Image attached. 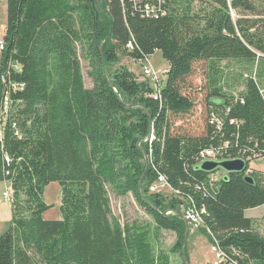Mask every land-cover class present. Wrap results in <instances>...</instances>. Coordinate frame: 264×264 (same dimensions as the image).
I'll return each instance as SVG.
<instances>
[{"label": "trees", "instance_id": "16d2710c", "mask_svg": "<svg viewBox=\"0 0 264 264\" xmlns=\"http://www.w3.org/2000/svg\"><path fill=\"white\" fill-rule=\"evenodd\" d=\"M5 1L0 107L7 94L10 111L0 181L10 182L12 200L0 264H170L155 247L159 232L172 230L180 240L185 226L180 216L161 214L175 201L166 207L165 197L149 193L157 173L205 207L198 230L228 262L264 264V237L245 215L264 206V170L250 164L252 183L244 168L197 190L210 172L195 166L202 149L226 140L223 157L264 150V0H201L194 7L180 0L160 18L123 13L118 0ZM155 50L168 64L159 99L125 66L107 70L123 56L144 62ZM79 56L92 87L84 84ZM230 61L239 68L233 78ZM197 62L206 63L207 80L192 88ZM230 79L243 86L237 94L224 88ZM212 111L221 130L208 123ZM194 122L197 134L184 126ZM50 182L61 189L59 219L42 216L52 206L43 200ZM108 190L130 194L152 221L121 222Z\"/></svg>", "mask_w": 264, "mask_h": 264}, {"label": "rangeland", "instance_id": "374dc122", "mask_svg": "<svg viewBox=\"0 0 264 264\" xmlns=\"http://www.w3.org/2000/svg\"><path fill=\"white\" fill-rule=\"evenodd\" d=\"M3 4L0 5V35L3 32V29L6 25V1H2ZM196 6V5H195ZM196 10V8H194ZM234 16V11L233 14ZM79 60L82 67V75L84 84L86 87H92V80L89 75V66L85 59L79 56ZM148 64L152 67L154 71H157L162 75V79L160 78V82L163 83L165 80V75L163 74L164 69L168 67L167 61L162 57L161 51L155 50L151 55L148 56V61H135L134 59L123 56L117 62L110 63L109 67L107 68L108 71H113L115 68L119 66H125L131 73L134 74L135 77L139 81L145 82L149 84L152 88L155 89V85L152 84L149 78L142 74V65ZM222 66H226V63L223 61ZM228 68V75L233 78L236 76V73L239 71V68L235 62L230 61ZM207 65L205 62H197L194 64V72L190 76L188 82L192 86V88L199 86L200 84H205L207 80ZM229 87L225 86V90L227 92H231L237 94L240 90L243 89L241 83L235 84V80L230 79ZM264 90V89H263ZM196 99L203 98V93H195ZM199 123L194 122V124L187 123L184 125L187 129H193L195 133H198V125ZM141 165L144 167V172L146 171V163L144 156L140 159ZM255 166H260L259 169L264 170V161H256L254 163ZM253 165V166H254ZM143 172V174H144ZM153 181V180H152ZM151 181V182H152ZM150 182V183H151ZM167 193L168 190L165 189ZM163 193V197L165 200L163 203L167 207V205L171 202H176L177 198L173 195ZM159 194V193H158ZM108 196L110 199L111 209L113 214L119 218L121 222L125 220H138L140 222H151L152 219L148 216L144 210L136 203L134 198L129 194L123 197H117L113 194L111 190H108ZM162 196V195H161ZM61 199V189L57 182H50L48 185L45 186L43 191V200L47 203L52 205L43 213V217L45 219H59L61 217V213L59 210V203ZM178 201V200H177ZM174 205H170L167 207L165 211L169 215H177L180 216L181 213L178 209L177 202ZM10 203V202H9ZM8 202H4L0 205V210L7 205ZM174 206V207H173ZM165 207V208H166ZM180 214V215H179ZM246 216H250L253 219L254 226L256 230L264 237V206H259L253 209H248L245 211ZM175 217V216H174ZM176 218V217H175ZM184 220V219H183ZM9 220L7 221V224ZM155 226V225H154ZM185 226V224H184ZM188 236L187 241L183 247L182 251V243L184 239L183 237L179 240L177 235L172 230L161 229L159 232V236L157 239L156 248H160L164 250L170 260V264H212L214 259V253L211 251L210 246L211 242L209 241L208 237L202 233L200 230L195 228H191L190 224L188 223ZM155 242V241H154Z\"/></svg>", "mask_w": 264, "mask_h": 264}, {"label": "built area", "instance_id": "2783aa9c", "mask_svg": "<svg viewBox=\"0 0 264 264\" xmlns=\"http://www.w3.org/2000/svg\"><path fill=\"white\" fill-rule=\"evenodd\" d=\"M120 2V5L122 7L123 13L127 12L130 8V11L132 13H138L144 18H160L164 17L168 14L170 11L171 5L180 0H118ZM184 1V0H183ZM186 1V0H185ZM188 1V0H187ZM191 5L194 7L197 6L201 0H190ZM1 2V0H0ZM229 2V0H228ZM229 10L230 14H233V10L231 9L230 5ZM233 16V15H232ZM4 40L3 38L0 39V52L4 48ZM128 46H130V42H128ZM145 61H148V58L145 59ZM15 68H17L15 66ZM142 74L150 79L153 85H155V92L153 94V97L156 99H159L158 89L160 83V78L162 75L158 73L157 71H154L152 67L148 64L142 65ZM164 72V71H163ZM165 73V72H164ZM163 73V74H164ZM163 78V77H162ZM161 78V79H162ZM14 88L21 89V84H14ZM262 92V90H261ZM1 107H0V139L2 136V130L4 126V122L7 118V113L10 111V100L7 94H5L1 101ZM233 120H229V124L233 123ZM208 123L212 126H214L216 129L222 128L223 121L221 117L217 116L213 111L209 115ZM17 134V132H15ZM152 138V133L150 134L149 141ZM229 141H222L217 146H210L208 148L202 149L195 162V166L200 165L204 161H220V160H226V159H240L245 164L244 169V176H249V174L252 172V168L250 167V164H253L256 161H264V150L262 152H256L254 151L252 154H248L246 157L235 156V157H223L226 149L229 148ZM256 146V144L254 145ZM10 156L7 153L3 154V161L5 165L7 166L10 161ZM249 164V166H247ZM7 173V172H6ZM226 174V172L218 168L214 170L213 172H210L208 174V178L206 183H201L196 186L197 190H202L206 185L212 187L215 182H217L219 179L223 178V176ZM166 190L169 191L167 193ZM149 193H159L160 195L164 196L163 193H167L170 195H173L178 200V209L181 213L180 217L187 221V223L190 224L191 228L199 229L202 227L203 224V214H205V207L202 205L199 206L195 203L192 197L189 195H185L178 190H175L170 187L168 184L165 176L163 174L157 173L155 177L153 178V181L148 186ZM204 195V193H203ZM12 200V190H4L0 194V203L4 202H11ZM209 233V231H207ZM211 251L214 253V259L212 264H231L227 261L226 255L224 251H222L217 244V242L214 240L211 242L210 246ZM236 264V263H233Z\"/></svg>", "mask_w": 264, "mask_h": 264}, {"label": "water", "instance_id": "95a60500", "mask_svg": "<svg viewBox=\"0 0 264 264\" xmlns=\"http://www.w3.org/2000/svg\"><path fill=\"white\" fill-rule=\"evenodd\" d=\"M97 1H100V0H97ZM100 50H101V64H102L104 75L106 77V70H105V65H104V56H103V52H102L101 47H100ZM150 129H151V122L149 119V133L147 135V139L150 138V134H151ZM144 159H145L146 168H147L148 158H147V155L145 153H144ZM196 168H198L200 170H204L206 172H213L214 170L221 168L226 173H231V172H241L245 168V164L240 159H226V160H220V161H204L200 165H197ZM224 177L226 178L225 175H224ZM244 180L247 182H250V183H252V181H253L251 176H245ZM161 214L166 215L167 213L163 212ZM184 224H185V231H184V239H183V243H182V251H183V247L187 241V236L189 233L188 223L186 220H184Z\"/></svg>", "mask_w": 264, "mask_h": 264}, {"label": "crops", "instance_id": "0c3cea01", "mask_svg": "<svg viewBox=\"0 0 264 264\" xmlns=\"http://www.w3.org/2000/svg\"><path fill=\"white\" fill-rule=\"evenodd\" d=\"M2 1H4V0H1L0 5L3 4ZM4 32H5V27L3 29V32L0 35V39L2 38ZM165 70H167V68L164 69V72H165ZM254 163H253V165H254ZM254 167L260 168V166H255V165H254ZM8 189H11L10 182L7 180L0 181V194L2 191L8 190ZM1 204L2 203H0V205ZM10 219H11V205H10V203H8L7 205L4 206V208L2 210H0V234L3 233L7 229L8 225L10 223ZM8 220H9V223L7 224Z\"/></svg>", "mask_w": 264, "mask_h": 264}]
</instances>
